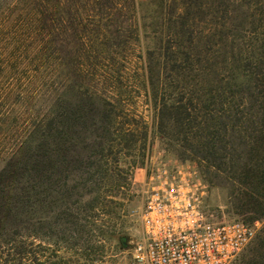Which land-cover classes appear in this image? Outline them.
Instances as JSON below:
<instances>
[{
    "label": "rangeland",
    "instance_id": "obj_1",
    "mask_svg": "<svg viewBox=\"0 0 264 264\" xmlns=\"http://www.w3.org/2000/svg\"><path fill=\"white\" fill-rule=\"evenodd\" d=\"M214 1L47 0L46 13L38 15L34 0H0V173L56 105L76 93L108 100L116 117L111 152L98 157L100 172L81 189L92 195L71 207V222L55 227L39 221L36 211L35 222L2 245L0 264H129L141 231L136 211L145 177L162 162L201 173L179 142L158 130L147 56L179 48L171 37L181 31V19L195 36L221 34L223 5L218 9ZM185 84L168 78L160 88L168 94L192 88ZM125 132L132 134L120 135ZM212 175H202L207 211L218 221L252 223L253 215L231 197L226 176ZM97 198V207H90ZM255 222L256 239L231 264H249L256 255L264 219ZM21 248L28 252L24 259Z\"/></svg>",
    "mask_w": 264,
    "mask_h": 264
},
{
    "label": "trees",
    "instance_id": "obj_2",
    "mask_svg": "<svg viewBox=\"0 0 264 264\" xmlns=\"http://www.w3.org/2000/svg\"><path fill=\"white\" fill-rule=\"evenodd\" d=\"M214 2L223 5L221 34L195 36L181 19L171 37L179 48L148 53L150 93L161 135L178 141L203 176H226L253 223L264 219V0ZM34 3L44 15L47 0ZM168 78L192 88L168 94L160 88ZM55 108L0 173V249L35 222L36 211L55 227L70 223L71 207L92 195L81 189L100 172L98 157L111 152V102L76 93ZM258 241L249 264H264V228ZM17 254L28 256L22 248Z\"/></svg>",
    "mask_w": 264,
    "mask_h": 264
},
{
    "label": "built area",
    "instance_id": "obj_3",
    "mask_svg": "<svg viewBox=\"0 0 264 264\" xmlns=\"http://www.w3.org/2000/svg\"><path fill=\"white\" fill-rule=\"evenodd\" d=\"M142 193L129 264H231L257 237L259 222L218 221L207 211L208 185L194 166L160 163Z\"/></svg>",
    "mask_w": 264,
    "mask_h": 264
},
{
    "label": "water",
    "instance_id": "obj_4",
    "mask_svg": "<svg viewBox=\"0 0 264 264\" xmlns=\"http://www.w3.org/2000/svg\"><path fill=\"white\" fill-rule=\"evenodd\" d=\"M123 241L125 242V240L123 239Z\"/></svg>",
    "mask_w": 264,
    "mask_h": 264
}]
</instances>
